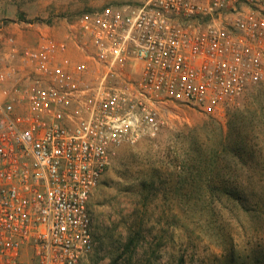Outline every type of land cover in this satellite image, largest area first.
<instances>
[{"label": "built area", "instance_id": "obj_1", "mask_svg": "<svg viewBox=\"0 0 264 264\" xmlns=\"http://www.w3.org/2000/svg\"><path fill=\"white\" fill-rule=\"evenodd\" d=\"M0 23V264H83L90 199L171 104L217 115L264 82V0L108 4L63 32Z\"/></svg>", "mask_w": 264, "mask_h": 264}, {"label": "rangeland", "instance_id": "obj_2", "mask_svg": "<svg viewBox=\"0 0 264 264\" xmlns=\"http://www.w3.org/2000/svg\"><path fill=\"white\" fill-rule=\"evenodd\" d=\"M139 1L0 0V23L14 37L35 23L58 36L85 12ZM90 209L95 248L83 264H264V82L214 116L171 104L154 137L118 150Z\"/></svg>", "mask_w": 264, "mask_h": 264}, {"label": "trees", "instance_id": "obj_3", "mask_svg": "<svg viewBox=\"0 0 264 264\" xmlns=\"http://www.w3.org/2000/svg\"><path fill=\"white\" fill-rule=\"evenodd\" d=\"M235 153L236 154H238V158H242V150L240 149V147L238 148V150H236L235 151ZM222 182V184H225L224 183V181H222V179H220V180H213V179H210V180H208V183L207 184H209V185H211V184H213V183H215V182ZM211 191H212V189H210ZM223 190H225V188H223ZM213 193L214 192H212L211 193V195H213ZM208 209L210 210V213H211V217H209V219H208V221L206 222L207 223V225H211L212 224V220H213V218L215 217V216H217V211H215V209L213 208V207H211V205H209L208 206ZM224 209H228V207H225L224 206ZM229 209L231 210V212H234V211H237V210H239V211H246L247 210V208H246V206H245V204L243 203V204H237V205H232V206H230L229 207ZM215 225V224H214ZM132 242H133V240H132ZM130 247H131V244H128V245H126L125 247H124V252H126V250H128V249H130ZM134 248V247H133Z\"/></svg>", "mask_w": 264, "mask_h": 264}, {"label": "crops", "instance_id": "obj_4", "mask_svg": "<svg viewBox=\"0 0 264 264\" xmlns=\"http://www.w3.org/2000/svg\"><path fill=\"white\" fill-rule=\"evenodd\" d=\"M26 26L27 25H24L23 24V27H22V30H21V33L18 34L17 37H15L17 39V41L20 43V44H24V43H27L28 41H30V37L27 36L28 33L30 32L29 30L26 29ZM7 28V27H6ZM54 27H51V29H53ZM55 29V28H54ZM34 36V34H33ZM35 37V36H34ZM33 37V38H34Z\"/></svg>", "mask_w": 264, "mask_h": 264}]
</instances>
